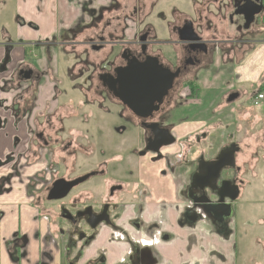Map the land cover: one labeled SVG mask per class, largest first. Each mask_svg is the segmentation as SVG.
Masks as SVG:
<instances>
[{
	"label": "flooded vegetation",
	"instance_id": "obj_1",
	"mask_svg": "<svg viewBox=\"0 0 264 264\" xmlns=\"http://www.w3.org/2000/svg\"><path fill=\"white\" fill-rule=\"evenodd\" d=\"M244 1L205 0L197 10L195 9L194 19L180 17L171 28L169 26L163 35H159L151 25H144L147 14L142 9V5L137 3L133 6L127 0L122 6L123 12L115 16H100L102 15L100 14L92 18L93 15H91L89 17L91 20L89 21L87 17L86 23L77 18L78 21L72 29L62 32L64 34L55 33L52 36L54 40L56 37L60 38L61 35L57 43L52 40L47 41L51 39L47 38L43 41L44 44L35 43L33 45L39 51V55L46 56L47 50L51 53L52 48L56 54H60L59 49L64 44L74 42L65 40L67 35L78 33L76 30L84 23L85 27L91 30L87 35L84 31L85 36L83 35L84 44L88 49L101 53L111 46L112 49L118 50V54L112 60H110V49L101 60L96 61L85 57L91 67V73L84 76V81L87 82L85 86L90 89L93 85L95 86L97 99L91 103L103 104V111L109 104L117 108L116 116L122 122L119 129L126 131L135 128L142 132L144 144L138 150V154L140 157L157 154L151 166L158 169L156 171L152 169L151 175H146L147 171L143 174L138 171L136 184L132 185L135 182L130 181L129 188L124 187L122 183H112L104 191V195L97 198H94L95 190L85 191L86 196L78 191L95 177L104 178L111 175L113 172L110 165L101 170L92 168L72 178L59 175V173L53 176L56 170L62 168L63 161L65 163L69 160L75 162L73 158L62 159V154L68 153L71 146L64 144L57 136L54 138L55 134H59V130L54 124V110L52 109L59 106L63 99V95L59 94L58 90V76L55 78V76L48 75L49 69L46 63L49 61L48 59H37L38 53L26 59L28 42L21 46L24 55L20 57L14 56L13 50L9 48L12 44L6 43L3 59L5 62L0 63L2 75L7 77L0 91V146L11 148H6L4 151L0 148V166L1 164L11 166L12 171L6 175L8 183L14 178L23 182L27 177L30 184L28 192L37 206L42 207L46 212L50 223L60 235L63 243V261L66 264H166V262L171 264L169 258L173 255L174 245L189 247V250L192 248L189 243V233L185 234L182 230L186 225L195 226L201 219L205 220L202 230L213 235L217 229L225 228L224 224L233 218L232 226H227L225 228L227 232L224 233L230 234L234 239V218L238 204L245 189L253 188L251 182L248 183L239 176V173L245 172L237 159V155L242 152L241 144L227 137L229 142L222 146L219 145L216 151H212L210 145L199 146L198 153L193 160L188 157L191 147L182 146L181 151L182 149L184 151L179 155L177 165L170 157L161 159L159 154L164 148L180 142L175 131L180 127L179 125L189 121L193 105L191 101L205 90V80L199 78L200 74L206 71L212 72L216 79L217 72L221 69L220 61L222 60L215 61L217 55L214 52V48L219 45V37L210 38L207 34L217 36L219 34L218 24L227 22V30L231 32V36L234 34V37L228 40L229 44L257 43L263 40L261 37L254 40L240 38L243 32L258 35L256 29H258V19L261 18L259 13L250 27L246 29L245 15L237 12ZM252 1L260 5V7H255L261 12L264 8V0ZM122 3L119 4L120 7ZM108 9L110 7L105 10ZM124 13L129 16L123 17ZM113 17L117 23H123L121 27L118 28V24H113ZM128 17L133 20L134 24L138 22L139 30H136L132 37L125 38ZM211 17L216 18L214 25L211 24L214 21ZM190 22L193 23L195 31L201 37L197 42L181 40L182 35L189 34L184 27ZM7 68L9 70L12 68L11 72H5ZM133 68L138 71L133 89L136 101L140 104L135 106V112L124 102L126 98L123 94L127 89L124 72ZM234 69L235 67L231 69L233 73ZM57 71L52 69L54 75H57ZM95 78L97 79L96 84L94 83ZM46 81L49 82L47 83L50 87L49 93L52 89L54 93L47 95L45 91L42 96ZM237 81L238 76L234 81L228 82L226 92L228 104L241 96L235 85ZM256 91V88H252L248 95L250 100ZM85 96L84 101L87 102V96ZM51 101L56 103L54 107ZM150 103L151 108L146 109ZM166 131L175 139L173 143L163 145L159 152L148 150L142 153L148 146L152 148L165 142L168 139L165 136ZM51 133L52 137H50ZM195 135V144H199L207 137L205 131ZM187 136L188 134L184 138ZM17 146L26 148L18 150ZM233 146L239 148L233 154L234 162L216 168L215 163L220 159L224 162L229 160L228 153ZM58 148L62 152L61 157L55 158L54 150ZM223 151L225 152L221 156ZM161 160H163L162 165L158 167ZM32 168L38 170L27 174L28 171L33 170ZM157 175L160 180L171 179L176 182L177 203L169 202L163 195H160V199L158 198L160 190L166 193L168 190L171 192V189L166 184L159 188L155 187L150 177H157ZM84 177L87 179L70 187L64 196L49 199L56 181L61 179L62 183H66L65 181H75ZM122 193L124 196L129 194L131 200L121 199L119 196H122ZM151 201L162 203L157 207H151L149 205ZM48 203H58L59 213L55 219L49 214L50 209L46 208ZM102 233H106L105 241L125 246V249L117 254L115 261L110 260L114 253L109 247L102 245L95 247ZM184 237H186L185 244L175 243L183 240ZM228 237L229 235L224 236L225 239ZM234 243H236L235 239ZM202 245L210 248L208 253L206 249H200L206 254L202 258L205 262L201 260L194 264H207L206 260L214 263L212 259L217 260L215 257L223 258L224 255L219 247L216 249L215 245L204 242L200 247ZM235 246L236 244L234 248ZM179 252H182V248H179ZM233 260L236 264L235 251ZM184 264H187V261Z\"/></svg>",
	"mask_w": 264,
	"mask_h": 264
},
{
	"label": "rangeland",
	"instance_id": "obj_2",
	"mask_svg": "<svg viewBox=\"0 0 264 264\" xmlns=\"http://www.w3.org/2000/svg\"><path fill=\"white\" fill-rule=\"evenodd\" d=\"M14 1L15 0H0V50L2 48L5 50L6 43H11L13 46L11 45L9 48L13 50L24 46L26 42H28V45L26 44V46H28L27 53L25 54L26 59H29V57L37 53V59H48L49 63H46L49 69L48 75L51 77L55 76V78L58 76L59 94L63 95L62 101L59 106L57 105L58 107H54L56 103L51 101L54 107L52 109L54 110V124L58 126L57 128L59 130V134H55L54 138L57 136L64 144L71 146L68 153L62 154V159L73 158L75 162L69 160L65 163L63 161L62 168L56 170L53 176L55 177L59 173V175L72 178L90 171L92 168L101 170L103 167L108 168L110 165L113 172L111 175L109 174L104 178L95 177L85 184V187H81L78 191V193H82L86 196L87 193L85 191L89 189L91 191L95 190L94 198H97L100 195H104V191L112 183H122L124 187H127L130 181L133 180L135 183L132 185H135L138 171L140 174L147 171L146 175H151L152 169H158L151 166L152 162L157 158V154H149L144 157L139 156L138 150H140L144 144L142 132L135 128L126 131L119 129L122 122H120L116 116L117 113L115 112L117 108L109 104L107 107L109 110L105 109V111L107 110V112H105L103 111V104L91 103L97 99L96 92L94 91L95 86L93 85L91 87L92 89H90L88 86H85L87 82L84 81V76L88 75L89 72L91 73V67L85 60V57H88V59H95L96 61L101 60L108 49H110V60L118 54V50L112 49L111 46L107 47V50L101 53H95L85 46L83 37L91 31L90 28L85 27L86 24L84 25L87 17L89 19V17L93 15L92 18H94L100 14H102L100 16H115L123 12L122 6L127 0H65L68 7H57L58 10L62 12L63 17L62 21L58 23L59 26L55 32L62 33L72 29L78 21L77 18L84 23L76 30L78 33H70L65 38V40L74 41L72 44H64L62 48L59 49L60 51L56 48L60 54H56L53 48L50 50L51 53L47 50V58L44 55H39V51L33 46L35 43L38 45L44 44L43 41L46 39L29 41L28 39L20 38L24 36L21 35L22 33L18 34V27L25 23V19L22 18L18 12L14 14ZM203 1L205 0H128L130 5L134 6L137 3L142 5V9H144L147 14L144 25H151L159 35H163L164 32L168 30L169 26L171 28L180 17L194 19L196 13L195 9L197 10ZM121 2L123 3L120 7L119 4ZM108 7H110V9L105 10ZM50 9H52V6H50ZM127 16H129V14L124 13L123 17ZM212 19L214 21H212L211 24L214 25L213 22L216 21V18L211 17V20ZM13 20H15L14 25ZM90 20L91 18L89 21ZM258 20V29H256V31H258V36L243 32L240 38L254 40L261 36V38L264 39V19L259 17ZM89 21L87 23H89ZM127 21L128 24L125 26L127 28L125 38L132 37L134 32L139 30L138 22L134 24L133 20L129 17ZM226 23L227 22H224L223 24L225 25ZM113 24H118L119 28L123 23H117V20L114 19ZM30 25L36 27L34 22H30ZM218 30L219 34H217V36L210 34H207V36L210 38L219 37L218 40L220 42L219 45L214 48V52L215 55H217L216 53L219 51L218 53L221 54L222 50V55L224 56L223 61H220L221 59H215V61H220L221 69L217 72L216 79L212 72L209 73L206 71L200 74L199 78L205 80V84L203 83L205 90L204 93L200 92V94L191 101L193 105L189 121L179 125L180 127L175 131L176 137L180 138V142L164 148L159 156L163 160L170 157L176 164V161L180 159L179 155L183 154L184 149L181 151L182 146L191 147L188 152V157L190 160H193L198 153L199 146L210 145L212 147L211 150L216 151L219 145L222 146L227 144L229 142L228 139H233L241 144L242 152L237 155V159L245 172L239 173V176L244 178L248 183L251 182L253 188L248 187L245 189V193L238 204V210L234 218V239L236 242L234 244H236V246L235 248L233 247V252H236V264H264V103L260 106H256L250 100V97L248 98L252 88L260 89V84L261 82L263 84L264 78L260 79L255 85L250 84V81L245 83H238L237 81L235 85L236 88L239 89L241 96L233 103L228 104L226 100L227 85L229 81L232 82L237 77L235 72L233 73L231 69L234 68V64L240 57L245 56V52L248 51V49L254 48L253 45L256 43L244 44L243 42V44H229L228 40L233 38L234 34L232 33L233 35L231 36V32L227 30L226 25L223 28L219 27ZM84 31L87 33L85 34ZM59 37L61 38V35ZM60 38L56 37L54 40L51 38L47 41L52 40L54 43H57ZM231 52H238L239 55H234L235 57L231 58ZM23 55L24 54H22V56ZM4 58V55L2 57L0 55V63L2 61L5 62L3 60ZM11 69L12 68L9 70L7 68L5 72H11ZM52 69L58 70L57 75L53 74ZM246 78L247 75L243 74L242 80ZM96 80L95 78V84ZM44 83L45 88L42 89V96H44L45 91L47 95L54 93L53 89L49 93L50 87L47 85L49 82L46 81ZM84 96L89 102L84 101ZM195 112L197 113L196 115ZM127 117L130 118L128 114ZM202 131H205L207 137L202 139L199 144H195V134H200ZM187 134L188 136L184 138ZM50 137H52V133ZM51 148L53 149V147ZM54 153L55 155H53L55 158L61 157L62 152H60L59 148L55 149ZM163 160H161L159 164H162ZM150 180L155 181L151 177ZM129 187L130 186H128V188ZM119 197L121 199L131 200L129 194L124 196L122 193V196L120 195ZM57 204L48 203L46 207L50 209L49 214L53 219H55L59 213ZM232 222L233 218H231L227 224H224V227L227 228V226H232ZM225 228L217 229L215 231L216 235H221L223 237L229 235L228 239L233 243L231 235L224 233L227 232ZM193 229V232H188L191 234L189 235L191 238L198 232L195 226ZM183 232L185 233L186 231ZM209 238L210 237H208V239ZM193 243L194 240L191 239L190 245ZM210 243L215 245L216 249L219 247V250L227 248L225 245H217L219 244V239L218 241L210 240ZM232 243H230L231 246ZM191 247L196 250L206 249L207 253L210 250L207 245H202L200 248L195 245ZM195 249L194 251H196ZM194 251L190 252L189 255L184 253L185 259L187 257L190 259ZM223 254L224 253H222V255ZM224 256L223 259H225ZM191 264H193V262H191Z\"/></svg>",
	"mask_w": 264,
	"mask_h": 264
},
{
	"label": "crops",
	"instance_id": "obj_3",
	"mask_svg": "<svg viewBox=\"0 0 264 264\" xmlns=\"http://www.w3.org/2000/svg\"><path fill=\"white\" fill-rule=\"evenodd\" d=\"M50 6H52V9H50ZM65 6L68 7L65 0H15L14 14H17L18 12L20 16L25 19V23L18 27V34L22 33L21 35L24 36L20 38L28 39L29 41L52 38V36L56 33L55 31L58 29V23L62 21L63 17L62 12L59 11L58 8H62ZM14 22L15 20H13V25ZM30 22H34L36 24V27H32L30 25ZM218 25L219 27L223 28L225 25L227 26V23L224 25L223 22H220ZM257 43L253 45L254 48L248 49V51L245 52V56L240 57L239 60L234 64L235 73L238 74V83H245L250 81V84L255 85L259 82L260 79L264 78V39L258 41ZM4 51V48L0 50L1 57L4 55ZM231 53V58L239 55L238 52ZM13 54L14 56H22V47L13 49ZM223 57L224 56L222 55L221 50V55L218 53L216 59H221L223 61ZM0 69L2 68L0 67ZM2 74L3 72L0 71V91L1 87L4 84V81L7 79V77H4ZM243 74L247 75V78L245 80H242ZM0 148H2L4 151L6 148L11 147L0 146ZM17 148L18 150H21L26 147L17 146ZM158 165H160L159 167H161L162 164ZM32 169L33 170L28 171L27 174H32L33 172L38 170L36 168ZM11 171L12 170L10 165L1 164L0 264H66L63 261V243L60 235L58 234L57 229L50 223L46 212L42 207L37 206L32 195L28 192V188L30 185L29 180L26 177L25 181L19 182L16 178H14L10 183H8L6 175ZM151 178L155 180H151L152 184L155 187L159 188V186H164L166 184V186H168V188L170 187L171 189V192H169L168 190L166 193L160 190L158 193L159 199L161 198L160 195H163L169 202H178V195L175 191L176 182L172 181L171 179L160 180V177H158V175L157 177ZM1 180H3V183H1ZM160 203L162 202L157 203L155 201H151L149 205L151 207H157V205ZM172 216L175 217L174 213H172ZM204 222L205 220L201 219L195 225V228L198 230V232L195 236H193V238L189 237V243L191 242V239L194 240V243L191 244V246L195 245L199 246L198 248H200L202 242L207 244L210 243V240L218 241L219 239V244H217L218 246H227V248H222L220 250L225 254V259L221 258V256H218L215 257L217 260L212 259L214 263L206 260L207 264H234L233 237H231V239H233L232 243L231 240L225 239L221 235L218 238V235H216V233L213 235L212 233L207 234L205 230H202ZM193 228L194 226L188 227L186 225V227L182 231H186L185 234L187 232L191 233L194 231ZM207 236L210 238L208 239ZM105 239L106 233H102L98 239L99 242H97L95 247H99L101 245L103 247H109L114 253L113 257L110 260L115 261L117 259V254L122 252L125 249V246L117 245L114 242L109 243L105 241ZM185 239L186 237L183 240L181 239L180 241H176L175 243L185 244ZM230 243H232V246ZM179 248H182L181 253L179 252ZM194 249L195 248H191V250H189V247H180L174 245L173 255L169 258V261L171 262V264H184L186 261L187 264H191V262H193L194 264L197 261L201 260L205 262V260L202 258L205 257L206 254L200 249H195L196 251H194ZM192 251H194L193 256L191 255L192 257L190 259H188L189 257L185 259L184 253L189 255ZM194 258H198V260Z\"/></svg>",
	"mask_w": 264,
	"mask_h": 264
},
{
	"label": "water",
	"instance_id": "obj_4",
	"mask_svg": "<svg viewBox=\"0 0 264 264\" xmlns=\"http://www.w3.org/2000/svg\"><path fill=\"white\" fill-rule=\"evenodd\" d=\"M255 1L252 0H245L244 3L242 4V6H240L237 10V12H240L242 14L245 15V28H249L250 25L254 22L255 20V16L258 15L260 13V9H256L257 7L255 6H259L258 4H256ZM255 7V8H254ZM185 31L189 34H185L181 36V40H185V41H190V42H197L201 39V37L198 35V33L195 31V28L193 26V23L190 22L189 24L185 25ZM138 71H136L134 68L133 69H127L124 73H125V78L127 79V89L125 90V93H123L125 95L126 100H124V102L126 104H128V106L135 112L136 111V107L137 105H140L135 98V92L133 89V85L136 84V79H137V73ZM136 104V105H135ZM151 108V103L149 104V106L146 107V109H150ZM165 136L168 138L165 142L160 143L158 145H156L155 147L150 148L149 146L147 147V149L145 151H143L142 153H146L148 150H151L152 152H159L160 148L163 145H169L171 143H173L175 141V139L173 138L172 135H170L168 133V131H166ZM233 146V148H231V151L228 153L229 154V160L224 162L222 161L220 158H222V154L225 152L223 151L221 153L220 156V161H218L217 163H215L216 168H220L223 167L225 164L227 163H233L234 162V152L237 151L239 148ZM215 168V169H216ZM87 178H81L75 181H65L66 183H62V181L58 180L54 183L53 185V190L51 195L49 196V199H55V198H59L64 196L67 191L70 189V187H72L73 185L79 183L80 181L86 180Z\"/></svg>",
	"mask_w": 264,
	"mask_h": 264
},
{
	"label": "built area",
	"instance_id": "obj_5",
	"mask_svg": "<svg viewBox=\"0 0 264 264\" xmlns=\"http://www.w3.org/2000/svg\"><path fill=\"white\" fill-rule=\"evenodd\" d=\"M261 18L264 19V8L261 11ZM252 102L258 106L264 102V91H258L254 94Z\"/></svg>",
	"mask_w": 264,
	"mask_h": 264
},
{
	"label": "trees",
	"instance_id": "obj_6",
	"mask_svg": "<svg viewBox=\"0 0 264 264\" xmlns=\"http://www.w3.org/2000/svg\"><path fill=\"white\" fill-rule=\"evenodd\" d=\"M260 90H261V91L264 90V83L260 85Z\"/></svg>",
	"mask_w": 264,
	"mask_h": 264
}]
</instances>
